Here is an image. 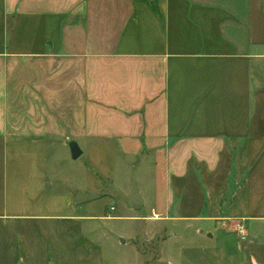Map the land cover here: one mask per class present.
<instances>
[{
  "label": "crops",
  "instance_id": "crops-1",
  "mask_svg": "<svg viewBox=\"0 0 264 264\" xmlns=\"http://www.w3.org/2000/svg\"><path fill=\"white\" fill-rule=\"evenodd\" d=\"M71 142L147 150L176 264H264V0H0V264H104Z\"/></svg>",
  "mask_w": 264,
  "mask_h": 264
},
{
  "label": "rangeland",
  "instance_id": "rangeland-1",
  "mask_svg": "<svg viewBox=\"0 0 264 264\" xmlns=\"http://www.w3.org/2000/svg\"><path fill=\"white\" fill-rule=\"evenodd\" d=\"M55 151L51 150V156ZM146 151L142 148L134 158H120L110 146L104 149L90 147L77 159L72 158L70 150H65V153L58 151L63 153L58 160L62 175L86 177L85 166H90L88 158L103 166L102 171L105 168L107 177L96 182L97 186L90 179L87 182L89 197L100 199L95 209L100 210L103 216L110 215L99 220L104 222L105 230V238L101 239L104 264H176L178 252L193 251L190 241L198 235L197 229H184L178 227L177 223L166 224L157 220L159 216H155L150 209L152 203L154 206L158 204L150 189L153 178L159 172L150 163V156L145 155ZM93 169L98 170L96 167ZM89 170L92 171L91 166ZM100 187L104 188L103 193L92 195ZM120 237L125 239L122 246L117 245ZM188 258L187 262L191 264L192 256Z\"/></svg>",
  "mask_w": 264,
  "mask_h": 264
},
{
  "label": "built area",
  "instance_id": "built-area-1",
  "mask_svg": "<svg viewBox=\"0 0 264 264\" xmlns=\"http://www.w3.org/2000/svg\"><path fill=\"white\" fill-rule=\"evenodd\" d=\"M113 209V208H112ZM233 232H235L236 236L244 241L247 238V232H246V228L245 225L242 221L237 220L234 222L233 224Z\"/></svg>",
  "mask_w": 264,
  "mask_h": 264
},
{
  "label": "water",
  "instance_id": "water-1",
  "mask_svg": "<svg viewBox=\"0 0 264 264\" xmlns=\"http://www.w3.org/2000/svg\"><path fill=\"white\" fill-rule=\"evenodd\" d=\"M69 147H70V152H71V156L73 159H76L81 155V149L78 147V145L75 142H71L69 144ZM120 242L124 243L125 239L120 238Z\"/></svg>",
  "mask_w": 264,
  "mask_h": 264
}]
</instances>
